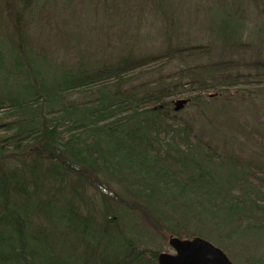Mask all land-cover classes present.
I'll list each match as a JSON object with an SVG mask.
<instances>
[{
    "label": "trees",
    "instance_id": "trees-1",
    "mask_svg": "<svg viewBox=\"0 0 264 264\" xmlns=\"http://www.w3.org/2000/svg\"><path fill=\"white\" fill-rule=\"evenodd\" d=\"M1 7L0 264H157L171 237L264 264V23L251 45L212 30L216 45L182 48L160 18L165 50L138 56L126 12L89 35L45 18L39 42ZM172 61L171 81L144 70Z\"/></svg>",
    "mask_w": 264,
    "mask_h": 264
},
{
    "label": "rangeland",
    "instance_id": "rangeland-1",
    "mask_svg": "<svg viewBox=\"0 0 264 264\" xmlns=\"http://www.w3.org/2000/svg\"><path fill=\"white\" fill-rule=\"evenodd\" d=\"M10 2L16 5L14 8H18L19 12H22L20 18H31L30 27L32 32L39 36V42L40 33L43 35L44 30L50 29L49 23L56 28L57 24L70 20L72 29H79L89 35L91 34L89 24L93 25V18H113L111 12L117 17V12L120 13V16L127 13L126 18H132L131 21L136 25L133 33L140 37L137 40L138 48L135 50L138 56H152L165 50L164 37L167 31L164 30V23L160 18H173L175 26L169 31L172 34L171 45L177 44L182 48L192 45H216L215 34L212 30L222 37L227 34L231 35L234 31L243 34L241 42L244 41L247 45H251L250 42L253 43L257 30L262 29L261 27L264 25V0L251 3L249 0H114L115 3L112 0H106L107 7L104 9L108 12L107 14L101 12L98 0H10ZM4 5L5 8L7 7L4 11L9 12L8 8H11L9 3ZM115 5L118 10L112 9ZM0 9L2 10V7ZM235 12L240 16H237ZM45 18L53 19L48 20L49 23L44 21L42 23L44 30H41V21ZM260 24L263 25L260 26ZM106 26L109 27V25ZM99 31L104 32L107 29L102 25ZM74 32L75 42L80 44V38L77 39ZM263 38L264 32L261 33V39ZM60 39L61 36L57 34L54 42H58ZM261 43L264 50V41ZM51 47L53 48L54 45ZM252 52L250 49L244 58H249ZM233 58L234 60L239 59L237 56H233ZM159 68L161 77L167 81H171L172 77L181 69L177 61H172L162 65L150 64L144 70L154 74V71ZM151 81L157 83V76H152ZM183 98H186V95L179 96L173 101ZM233 110L237 116L242 113L239 107H234ZM183 112H177V114L182 115ZM191 112L194 118L196 112ZM212 114L213 111L209 117ZM223 118L224 115L221 114L220 120ZM201 126L202 122L196 124V127ZM156 244L160 246L162 252L173 254V250L168 246V240L166 242L157 240Z\"/></svg>",
    "mask_w": 264,
    "mask_h": 264
},
{
    "label": "water",
    "instance_id": "water-1",
    "mask_svg": "<svg viewBox=\"0 0 264 264\" xmlns=\"http://www.w3.org/2000/svg\"><path fill=\"white\" fill-rule=\"evenodd\" d=\"M187 105L186 100L174 102V112L181 111ZM173 254L159 253L157 264H233L219 248L202 238L180 240L168 239Z\"/></svg>",
    "mask_w": 264,
    "mask_h": 264
}]
</instances>
